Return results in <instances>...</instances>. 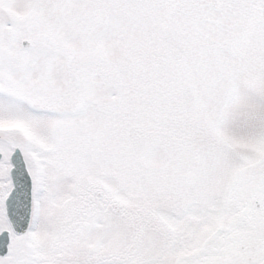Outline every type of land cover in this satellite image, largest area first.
Listing matches in <instances>:
<instances>
[{"label":"snow or ice","instance_id":"6c2138e0","mask_svg":"<svg viewBox=\"0 0 264 264\" xmlns=\"http://www.w3.org/2000/svg\"><path fill=\"white\" fill-rule=\"evenodd\" d=\"M0 264H264V0H0Z\"/></svg>","mask_w":264,"mask_h":264}]
</instances>
